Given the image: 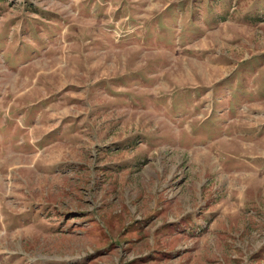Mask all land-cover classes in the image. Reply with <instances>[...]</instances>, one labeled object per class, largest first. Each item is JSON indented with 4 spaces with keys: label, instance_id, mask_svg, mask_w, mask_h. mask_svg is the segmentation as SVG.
Returning a JSON list of instances; mask_svg holds the SVG:
<instances>
[{
    "label": "rangeland",
    "instance_id": "obj_1",
    "mask_svg": "<svg viewBox=\"0 0 264 264\" xmlns=\"http://www.w3.org/2000/svg\"><path fill=\"white\" fill-rule=\"evenodd\" d=\"M0 264H264V0H0Z\"/></svg>",
    "mask_w": 264,
    "mask_h": 264
}]
</instances>
